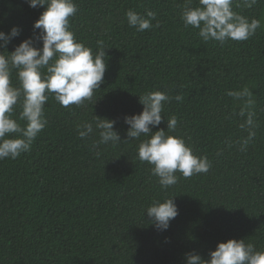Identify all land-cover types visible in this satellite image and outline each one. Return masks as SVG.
Returning a JSON list of instances; mask_svg holds the SVG:
<instances>
[{"label":"trees","instance_id":"trees-1","mask_svg":"<svg viewBox=\"0 0 264 264\" xmlns=\"http://www.w3.org/2000/svg\"><path fill=\"white\" fill-rule=\"evenodd\" d=\"M73 2L78 11L69 23L76 41L94 54L97 41L106 47L104 81L81 106L64 108L50 96L48 123L31 150L0 160V264H186L187 253L208 259L217 242L230 238L264 250V0L252 8L233 5L261 27L248 40L223 46L183 26L185 0ZM43 10L26 0H0V30L20 29L0 51L11 52L38 32L33 22ZM128 10L145 18L154 11L153 27H130ZM11 80L17 84L15 70ZM245 89L247 96L227 94ZM155 90L173 99L152 131H167L175 115L177 127L169 134L211 161L207 173L187 179L177 173V184L166 190L152 166L137 158L144 137L127 140L123 119L142 111L138 95ZM178 94L182 101L174 99ZM248 111L258 126L240 151L236 142L247 136L240 124ZM94 116L114 120L121 142L94 146L97 134L81 139L77 127L94 123ZM170 197L179 214L166 231H157L145 210Z\"/></svg>","mask_w":264,"mask_h":264},{"label":"clouds","instance_id":"clouds-1","mask_svg":"<svg viewBox=\"0 0 264 264\" xmlns=\"http://www.w3.org/2000/svg\"><path fill=\"white\" fill-rule=\"evenodd\" d=\"M257 2L196 0V6H193V0H185L179 16L185 28L191 26L199 30L197 35L202 41H215L223 46L228 40L246 41L255 35L261 27L260 20H249L234 11L233 5L252 8ZM26 3L32 8L43 7L44 10L33 22V29L38 32L22 40L11 52L0 51V160H15L31 150L33 142L48 123L44 106L50 96L64 108L81 106L93 100L106 71L104 42L97 41L94 54L93 49L77 42L75 34L70 31L69 18L78 11L73 0H26ZM125 16L130 27L143 32L153 27L151 21L156 18V13L147 11L145 18L128 10ZM156 26H159L158 21ZM19 34L20 29L16 26L7 34L0 30V49H5ZM36 41H41L42 46H34ZM13 70L16 85L11 80ZM227 94L239 98L249 93L245 89L243 93L229 91ZM172 99L160 90L145 92L138 95L142 111L123 118L129 126L127 140L144 137L137 146V158L141 163L147 162L152 166L151 174L158 178L160 187L165 190L177 184V173L187 179L207 173L211 167L207 156L195 155L182 137L169 134L177 127L175 115L167 120V131H152L153 127L161 124L164 105ZM174 99L179 102L183 96L178 94ZM251 103L249 100L245 107H250ZM16 107L20 109L18 119L13 118ZM240 116H245L243 109ZM254 116V112L248 111L246 119L240 124V128L247 131V136L236 142L240 151H246L256 135L258 125ZM94 117V123L84 122L77 127L81 139L97 134L99 139L93 142L94 146L121 142L119 133L114 130V120ZM145 212L157 231H166L170 221L179 214L171 197L163 202L154 201ZM208 257L204 259L198 253L190 252L186 254V264H264V250H256L252 243H246L244 239L230 238L217 242Z\"/></svg>","mask_w":264,"mask_h":264}]
</instances>
